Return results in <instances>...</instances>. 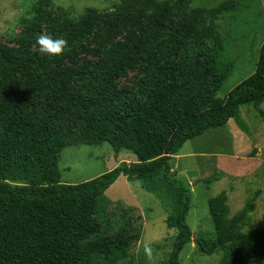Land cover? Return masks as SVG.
<instances>
[{"label":"trees","instance_id":"trees-1","mask_svg":"<svg viewBox=\"0 0 264 264\" xmlns=\"http://www.w3.org/2000/svg\"><path fill=\"white\" fill-rule=\"evenodd\" d=\"M193 2L118 0L112 11L90 8L77 20L53 0H39L17 46L0 40V264L128 261L141 240L140 217L122 209L119 225L104 215L111 205L106 192L121 177L171 201L166 226L177 236L167 264H181L193 242L205 256L223 253L220 264L264 258V228L252 226L255 203L231 217L226 192L208 200L216 238L193 241L191 187L172 174L173 157L189 141L231 120L249 133L242 107H256L264 121V43L255 73L219 99L231 75L216 21L235 7L192 9ZM41 33L64 38L65 51L40 54ZM77 54L98 61L64 65ZM134 69L141 73L135 87L120 88ZM105 143L138 161L86 183L62 184L66 148ZM220 179L213 175L205 184Z\"/></svg>","mask_w":264,"mask_h":264},{"label":"rangeland","instance_id":"rangeland-1","mask_svg":"<svg viewBox=\"0 0 264 264\" xmlns=\"http://www.w3.org/2000/svg\"><path fill=\"white\" fill-rule=\"evenodd\" d=\"M38 1L0 0V40L3 44L17 46L23 31L22 24L30 17ZM225 2H232L235 9L216 21V34L224 40L226 58L223 63L230 68L231 76L220 89L219 99H225L235 87L255 73L259 51L264 43V0H194L191 8L211 9ZM53 3L78 20L90 8L112 11L118 0H53ZM97 61L96 57L77 54L64 65L78 69ZM140 77L138 69L129 71L121 79L120 88L132 90ZM259 109L264 111V103ZM241 116L248 125L249 133H243L232 120L226 127L210 130L186 143L171 161L172 174L191 187L192 209L187 224L192 230L193 241L216 238L208 200L222 192L227 193L231 217L245 208L249 201L254 202L252 226L264 228V121L259 118L258 109L254 106L242 107ZM137 161L133 153L124 150L116 153L108 143L71 146L63 151L59 163L61 182L68 185L86 183L122 163ZM213 175H219L220 181L207 186L206 179ZM259 191L260 195L255 196ZM106 197L111 205L104 215L111 221L122 224V209H126L132 210L135 217H140L139 222L143 226L141 240L134 247L132 256L120 264H167L177 236L175 230L166 226L172 214L169 198L164 193H150L145 183L129 182L124 177L106 192ZM222 257L223 253L211 257L201 254L193 242L182 251L180 261L181 264H220ZM250 264H264V258Z\"/></svg>","mask_w":264,"mask_h":264},{"label":"clouds","instance_id":"clouds-1","mask_svg":"<svg viewBox=\"0 0 264 264\" xmlns=\"http://www.w3.org/2000/svg\"><path fill=\"white\" fill-rule=\"evenodd\" d=\"M35 44L40 54L56 57L60 56L67 47V41L64 38H54L52 35L43 33L35 37Z\"/></svg>","mask_w":264,"mask_h":264},{"label":"crops","instance_id":"crops-1","mask_svg":"<svg viewBox=\"0 0 264 264\" xmlns=\"http://www.w3.org/2000/svg\"><path fill=\"white\" fill-rule=\"evenodd\" d=\"M231 123L233 122L232 120L230 121ZM237 130V129H236ZM237 132V131H236ZM239 134H241L240 132H239Z\"/></svg>","mask_w":264,"mask_h":264}]
</instances>
